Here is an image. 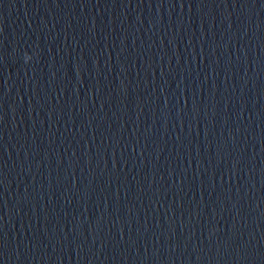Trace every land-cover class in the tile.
<instances>
[{"label":"water","instance_id":"1","mask_svg":"<svg viewBox=\"0 0 264 264\" xmlns=\"http://www.w3.org/2000/svg\"><path fill=\"white\" fill-rule=\"evenodd\" d=\"M0 264H264V0H0Z\"/></svg>","mask_w":264,"mask_h":264}]
</instances>
